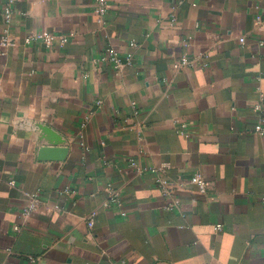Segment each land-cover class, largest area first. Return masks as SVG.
Segmentation results:
<instances>
[{
    "label": "crops",
    "instance_id": "0c3cea01",
    "mask_svg": "<svg viewBox=\"0 0 264 264\" xmlns=\"http://www.w3.org/2000/svg\"><path fill=\"white\" fill-rule=\"evenodd\" d=\"M108 2L0 1V264H264V0ZM38 123L65 161L39 159Z\"/></svg>",
    "mask_w": 264,
    "mask_h": 264
},
{
    "label": "built area",
    "instance_id": "2783aa9c",
    "mask_svg": "<svg viewBox=\"0 0 264 264\" xmlns=\"http://www.w3.org/2000/svg\"><path fill=\"white\" fill-rule=\"evenodd\" d=\"M1 1V0H0ZM16 0H4V12H5V16L7 19H9L14 10H13V4L15 3ZM109 9V2L108 0H96V13L99 16L100 21L103 20V18L106 16L107 12ZM257 25L260 26L264 29V19L263 17L260 15L257 17ZM57 39L60 40L61 43H66L68 41V38L65 36H56L54 34L51 33H40L37 35H33L29 40L30 41H38V42H42L44 43L46 46L48 47H52ZM241 43L244 44L246 42V37H242L240 39ZM260 44L264 45V38H262L260 40ZM16 45L14 39L10 36L8 29H4L2 31V35L0 38V47L2 49V51L5 53L6 51H8L9 48H12ZM132 46H135L136 43L132 42L131 43ZM133 59V55L129 54L126 57L121 56L117 51H115L112 48H108L107 50L104 51L103 55L101 56V61H108L110 62L114 67L116 68H121L126 64H129ZM189 62L186 58H182L180 59L179 62H177L174 67L176 68H180V67H185L188 66ZM258 108H260V106L258 105ZM187 128V125L183 124L182 129L180 130V133L184 134L185 130ZM256 131L257 133H260L262 135H264V114L261 115L259 122L256 126ZM132 165L135 166L136 163L133 161ZM161 170L162 169H158ZM152 171L157 172L158 174H160L161 171H157V169H152ZM190 182L193 185H196L199 187L201 192H205L206 188H207V181L204 179L203 175L201 173H196L193 175V177L191 178ZM157 183L159 185V187L161 188L162 192L164 195H168L169 194V181L168 179L163 176V175H159V177L157 178ZM36 199H38L36 197ZM263 203H264V197L262 198ZM122 198L119 195V193L117 192H111V198L110 200H108L107 203H105L106 206H110V205H115V206H121L122 205ZM35 205V204H34ZM34 205H32L31 208H34ZM178 206V201H175V203L172 205V207H176ZM95 215L96 212H93L90 216L89 219L87 221L88 225L92 228L95 226ZM221 226H217V229H220Z\"/></svg>",
    "mask_w": 264,
    "mask_h": 264
},
{
    "label": "water",
    "instance_id": "95a60500",
    "mask_svg": "<svg viewBox=\"0 0 264 264\" xmlns=\"http://www.w3.org/2000/svg\"><path fill=\"white\" fill-rule=\"evenodd\" d=\"M38 134L37 142L40 146L39 159L47 161H65L70 152V145L60 133L52 127L38 123L35 125Z\"/></svg>",
    "mask_w": 264,
    "mask_h": 264
}]
</instances>
